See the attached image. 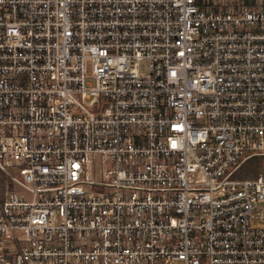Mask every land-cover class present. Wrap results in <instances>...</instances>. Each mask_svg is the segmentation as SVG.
<instances>
[{"label": "built area", "instance_id": "1", "mask_svg": "<svg viewBox=\"0 0 264 264\" xmlns=\"http://www.w3.org/2000/svg\"><path fill=\"white\" fill-rule=\"evenodd\" d=\"M0 264H264V0H0Z\"/></svg>", "mask_w": 264, "mask_h": 264}, {"label": "rangeland", "instance_id": "2", "mask_svg": "<svg viewBox=\"0 0 264 264\" xmlns=\"http://www.w3.org/2000/svg\"><path fill=\"white\" fill-rule=\"evenodd\" d=\"M246 169H247V167H243V168H242V170H246Z\"/></svg>", "mask_w": 264, "mask_h": 264}]
</instances>
